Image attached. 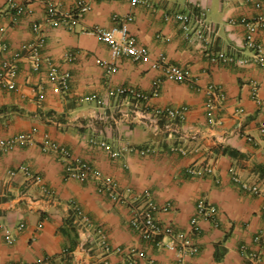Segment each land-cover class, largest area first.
Wrapping results in <instances>:
<instances>
[{"label": "crops", "instance_id": "crops-1", "mask_svg": "<svg viewBox=\"0 0 264 264\" xmlns=\"http://www.w3.org/2000/svg\"><path fill=\"white\" fill-rule=\"evenodd\" d=\"M51 1L69 10L76 0ZM85 1L89 8L72 30L44 25L45 43L33 55L27 45L36 37L33 25L46 16L45 0H0V37L7 45L0 49V61L14 51L22 54L15 88L0 90V140L33 131L30 140L0 147V264H124L130 248L133 264L175 263L174 251L142 239L130 227L127 204L97 192L92 181L63 178V158L43 151L46 141L65 146L73 157L113 178L128 201L144 190L157 204L170 201V210L155 217L180 231H190L195 203L205 196L217 208V225L199 220L200 231L194 235L199 249L185 263L242 264L240 245L251 246L255 234H264V66L245 47V27L239 20L264 16V0H146L153 8L129 0ZM11 3L22 8L20 15L13 14ZM179 11L202 13L211 30L205 40H189L175 20L165 18ZM129 14L130 33L148 50L138 61L113 58L108 45L90 30L109 28ZM257 38L264 53V27ZM217 53L227 59L210 62L208 55ZM103 61H114L116 70L106 71ZM157 61L186 69L192 81L166 79L162 67L153 66ZM51 67L57 75L69 73L67 89H60L48 74ZM155 82L158 95L150 98L151 106L186 108L173 130L164 132L162 121L155 123L117 92L133 86L150 93ZM211 83L225 92L213 122L204 106L205 88ZM91 94L101 102L89 99ZM191 132L197 133L195 139L187 137ZM90 138L112 148L129 144L154 151L112 159ZM174 145L186 147L187 153L172 150ZM207 162L213 164L210 175L196 178L184 172L189 165ZM233 172L257 184L259 194L241 190ZM44 188L53 194L47 196ZM74 205L87 219L75 213ZM98 228L109 250L101 244ZM6 231L14 236L12 243L4 239ZM167 240L164 236L162 242Z\"/></svg>", "mask_w": 264, "mask_h": 264}, {"label": "built area", "instance_id": "built-area-1", "mask_svg": "<svg viewBox=\"0 0 264 264\" xmlns=\"http://www.w3.org/2000/svg\"><path fill=\"white\" fill-rule=\"evenodd\" d=\"M137 4H143L147 7L153 8V4L146 0H129ZM262 1H258L256 6L260 7ZM14 11V15L18 16L22 13V8L14 3L10 4ZM46 16L42 23H35L33 30L36 32L35 39L27 45V50L33 55H37L39 49L45 43V36L42 33L44 25L64 26L68 30H72L74 26L82 19L84 13L88 10L89 5L85 0H76L74 7L69 10H60L58 6L51 0H45ZM167 20L173 19L177 22L178 28L182 34L191 41H201L206 39V35L211 32L210 26L205 22L204 17L200 11L194 13H187L183 11L170 12L165 14ZM117 19V16H114ZM133 19L131 14L122 17L120 23L114 24L109 28L95 27L90 29L96 33L101 41L106 43L111 50L112 57L118 58L126 56L132 60L138 61L144 58L148 50L136 42L135 37L130 33L128 23ZM197 22V26L194 27L192 22ZM245 27L244 33V45L256 52L258 62L264 66V53L261 43L258 41V32L264 27V16H257L255 18L241 17L239 20ZM0 49L6 50L7 45L0 37ZM22 54L14 51L11 54L3 57L0 61V90L1 89H14L15 77L17 74L18 60ZM209 60L212 63L226 60L227 56L223 53L210 54ZM103 67L106 71L113 72L116 70L114 61H103ZM154 67H162L164 77L173 81H192L190 75L186 69L179 66L165 64L163 61H157L153 64ZM49 75L56 78V82L60 89L65 90L69 85V73L62 72L60 75L56 74L55 67H51L48 72ZM119 95L129 97L134 105H139L141 112L149 114L150 118L155 122H163L162 130H173L175 121H181L185 117V107L181 108H169V107H156L151 106L149 100L152 96L158 95V83H154V89L150 93H145L133 86H122L117 89ZM206 100L204 103L206 116L209 122H213L220 110L221 104L225 98L224 90L215 85L209 84L205 88ZM89 99H97L95 94L88 96ZM161 128V127H160ZM33 131L20 133L16 137L8 140H0L1 148H10L17 142H25L32 138ZM197 133L191 132L187 134L190 139H195ZM91 144L97 145L105 150L107 155L112 159H119L125 153L136 152L140 155H145L153 152L151 147H137L134 145L125 144L119 148H112L106 141L98 140L95 138L89 139ZM41 149L43 151H52L63 158V178L74 179L80 182L92 181L95 184L96 191L108 196L110 200L119 204H127L130 216L128 223L130 227L139 235L142 239L155 243L156 245H163L167 249H171L175 253L174 264H187L185 263V257L195 254L199 247L195 241L194 235L199 233L200 219H207L214 225H217V208L205 196H200L194 207L193 214L190 217V231L184 232L176 229L171 223L159 222L155 213L158 211H168L172 207L170 201H165L161 204L155 203L148 190L138 192L137 195L130 201L126 198L125 190L119 188L118 183L111 177L104 175L99 169H96L90 165L86 160L73 157L70 151L63 145L55 141H46L42 143ZM172 150L179 151L183 154L187 153V148L182 145H174ZM28 176L35 177L33 172L25 165L19 167ZM185 174L191 177L202 178L206 175H210L213 172V164L210 162L200 165H189L185 168ZM14 173L13 171L11 172ZM38 180V179H37ZM232 180L236 182L240 189L246 193L259 194L260 189L257 184L249 183L241 180L235 172L232 173ZM47 196L53 194L52 190L48 188L43 189ZM127 189L126 191H128ZM75 213L83 218L87 219L86 215L80 207L74 205ZM24 223L18 224L17 228L21 229ZM3 225L0 224V227ZM100 237L101 244L106 250L110 249V246L106 242L105 236L101 229H97ZM164 236L168 237L166 242H162ZM4 239L8 243L14 241V236L9 232L4 233ZM253 243L251 246L247 244H241L240 250L245 253L244 261L242 264H264L262 258V250L264 249V234L257 233L253 236ZM114 250L122 252V248L116 247ZM133 248L127 251L128 259L124 264H133L134 259L131 256ZM7 264H28L22 261H9Z\"/></svg>", "mask_w": 264, "mask_h": 264}]
</instances>
